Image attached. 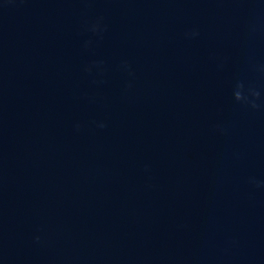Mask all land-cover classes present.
Masks as SVG:
<instances>
[{
  "label": "water",
  "instance_id": "95a60500",
  "mask_svg": "<svg viewBox=\"0 0 264 264\" xmlns=\"http://www.w3.org/2000/svg\"><path fill=\"white\" fill-rule=\"evenodd\" d=\"M0 264H264V0H0Z\"/></svg>",
  "mask_w": 264,
  "mask_h": 264
}]
</instances>
